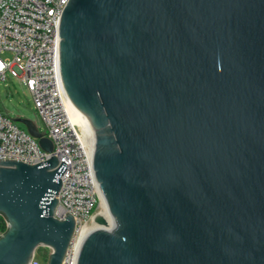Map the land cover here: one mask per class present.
<instances>
[{
  "label": "water",
  "instance_id": "water-1",
  "mask_svg": "<svg viewBox=\"0 0 264 264\" xmlns=\"http://www.w3.org/2000/svg\"><path fill=\"white\" fill-rule=\"evenodd\" d=\"M57 28L112 216L95 215L77 264H264V0H69ZM66 167L0 159V264H30L39 246L62 264Z\"/></svg>",
  "mask_w": 264,
  "mask_h": 264
},
{
  "label": "built area",
  "instance_id": "built-area-1",
  "mask_svg": "<svg viewBox=\"0 0 264 264\" xmlns=\"http://www.w3.org/2000/svg\"><path fill=\"white\" fill-rule=\"evenodd\" d=\"M68 1L0 0V80L5 81L10 74L27 87L45 123L43 136L53 142V150H45L38 138L0 112V159L35 164L57 154L60 162L67 163L64 174L57 176L63 183L54 216H74L76 229L62 264H77L79 248L100 205L101 191L93 167L92 139L71 118V101L57 57V25ZM39 247L40 254L49 260L52 248ZM39 247L30 264H48L37 258Z\"/></svg>",
  "mask_w": 264,
  "mask_h": 264
},
{
  "label": "rangeland",
  "instance_id": "rangeland-1",
  "mask_svg": "<svg viewBox=\"0 0 264 264\" xmlns=\"http://www.w3.org/2000/svg\"><path fill=\"white\" fill-rule=\"evenodd\" d=\"M0 112L9 116L22 128H26V126L15 120L19 116L33 120L41 132H44L46 129L45 123L35 108L31 93L23 83L19 82L16 77L10 74L5 81L0 80ZM101 211L102 206L100 201L97 213H100ZM39 249L37 258L43 263H47L48 256H42V254H40L41 249L40 251Z\"/></svg>",
  "mask_w": 264,
  "mask_h": 264
},
{
  "label": "bare ground",
  "instance_id": "bare-ground-1",
  "mask_svg": "<svg viewBox=\"0 0 264 264\" xmlns=\"http://www.w3.org/2000/svg\"><path fill=\"white\" fill-rule=\"evenodd\" d=\"M69 110H70V115H71L72 120L82 127V129L85 132V134L87 135L88 139L91 140L93 138L92 131L87 126V124L82 119V117L78 116L72 110L71 103H70V109ZM101 206H102V211L101 212H103V215L106 216V218L108 219L109 222H111L112 221V216H111V214L109 212V208H108L106 197L104 196V194L102 192H101ZM94 226H95V222H93V224L90 226V228L88 230L90 231Z\"/></svg>",
  "mask_w": 264,
  "mask_h": 264
},
{
  "label": "trees",
  "instance_id": "trees-1",
  "mask_svg": "<svg viewBox=\"0 0 264 264\" xmlns=\"http://www.w3.org/2000/svg\"><path fill=\"white\" fill-rule=\"evenodd\" d=\"M7 229V222L6 219L0 215V231L4 232Z\"/></svg>",
  "mask_w": 264,
  "mask_h": 264
}]
</instances>
